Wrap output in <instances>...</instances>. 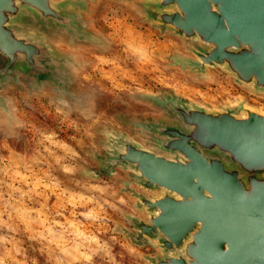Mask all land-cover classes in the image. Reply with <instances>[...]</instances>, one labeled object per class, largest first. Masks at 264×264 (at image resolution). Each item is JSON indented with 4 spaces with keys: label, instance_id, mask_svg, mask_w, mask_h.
Returning a JSON list of instances; mask_svg holds the SVG:
<instances>
[{
    "label": "water",
    "instance_id": "water-1",
    "mask_svg": "<svg viewBox=\"0 0 264 264\" xmlns=\"http://www.w3.org/2000/svg\"><path fill=\"white\" fill-rule=\"evenodd\" d=\"M98 0H0V120L20 119L8 87L48 92L65 108L88 93L74 88L79 60L54 44L103 45L88 13ZM127 1V0H121ZM145 19L187 44L167 60L206 79L219 67L264 95V0H142ZM138 96L163 112L129 123L143 142L104 128L107 174L138 213L120 231L156 251L145 264H264V108L235 97L207 105L175 92Z\"/></svg>",
    "mask_w": 264,
    "mask_h": 264
},
{
    "label": "rangeland",
    "instance_id": "rangeland-1",
    "mask_svg": "<svg viewBox=\"0 0 264 264\" xmlns=\"http://www.w3.org/2000/svg\"><path fill=\"white\" fill-rule=\"evenodd\" d=\"M142 0H98L88 13L103 45L54 44L79 60L74 88L86 102L65 108L48 92L7 89L19 124L0 120V264H145L151 246L133 245L120 231L124 214L138 213L121 191L127 176L102 170L104 128L127 132L134 117L163 112L138 93L175 92L218 106L235 97L264 108L255 95L219 67L206 79L167 60L174 51L193 55L178 37L161 33L140 11ZM102 171V172H101Z\"/></svg>",
    "mask_w": 264,
    "mask_h": 264
},
{
    "label": "flooded vegetation",
    "instance_id": "flooded-vegetation-1",
    "mask_svg": "<svg viewBox=\"0 0 264 264\" xmlns=\"http://www.w3.org/2000/svg\"><path fill=\"white\" fill-rule=\"evenodd\" d=\"M99 161H101L102 166H103V168H102L103 170H102V171H103L104 173H106V172H107V169H108V165L105 164L104 158H103V157H100V158H99ZM102 171H101V172H102Z\"/></svg>",
    "mask_w": 264,
    "mask_h": 264
},
{
    "label": "crops",
    "instance_id": "crops-1",
    "mask_svg": "<svg viewBox=\"0 0 264 264\" xmlns=\"http://www.w3.org/2000/svg\"><path fill=\"white\" fill-rule=\"evenodd\" d=\"M9 88V87H8ZM9 95V94H8ZM14 101V100H13ZM14 128V127H13Z\"/></svg>",
    "mask_w": 264,
    "mask_h": 264
}]
</instances>
